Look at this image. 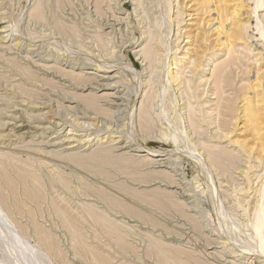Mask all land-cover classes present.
<instances>
[{"label":"rangeland","instance_id":"374dc122","mask_svg":"<svg viewBox=\"0 0 264 264\" xmlns=\"http://www.w3.org/2000/svg\"><path fill=\"white\" fill-rule=\"evenodd\" d=\"M186 1L0 0V264H264V0Z\"/></svg>","mask_w":264,"mask_h":264},{"label":"bare ground","instance_id":"6f19581e","mask_svg":"<svg viewBox=\"0 0 264 264\" xmlns=\"http://www.w3.org/2000/svg\"><path fill=\"white\" fill-rule=\"evenodd\" d=\"M181 1V0H180ZM183 1H186V0H183ZM202 1H207V0H202ZM223 1V0H222ZM225 2H226V0H224ZM257 1V0H256ZM87 2V1H86ZM189 2L191 3V4H189ZM196 2H198V1H196ZM195 1L194 2H192V0H187L186 1V3L183 5V7L185 6L186 8H187V10L189 9V8H192L193 7V9H191L192 11H194V13H190V14H186L187 16L188 15H192L193 17L195 16V15H199L200 14V11H199V8L196 6L197 5V3H196ZM209 2V1H208ZM218 2V1H217ZM262 1L260 0L257 4V6H258V8H260V6L262 7V3H261ZM264 2V1H263ZM199 3V2H198ZM202 3V2H201ZM209 3H211V1L209 2ZM182 4H183V2H182ZM97 5V4H96ZM175 5V4H174ZM178 5H180V4H178ZM209 7H210V5H208ZM195 7V8H194ZM206 7V6H205ZM209 7H206V8H208L209 9ZM223 7H224V9L226 10V7H227V5L225 4V5H223ZM233 7V6H232ZM241 7V6H240ZM244 7V6H243ZM231 8V7H230ZM234 8V7H233ZM253 8V7H252ZM254 8H257V7H254ZM253 8V9H254ZM184 9V8H183ZM235 10V9H234ZM252 12L254 11H257V10H251ZM250 11V12H251ZM258 11H259V9H258ZM219 12V11H218ZM231 12V11H230ZM251 12V13H252ZM184 13V12H183ZM215 13H217V12H215ZM239 12H237V11H233L232 12V14L235 16V15H237ZM251 13H250V15H251ZM180 14V13H179ZM185 14V13H184ZM195 14V15H194ZM207 14H208V12H207ZM218 14V13H217ZM253 14V13H252ZM219 15V14H218ZM253 15H256V14H253ZM200 16V15H199ZM204 16V15H203ZM181 17V16H180ZM192 17V18H193ZM214 17H216V16H214ZM171 18V17H170ZM189 18V17H188ZM196 18V17H195ZM201 18H202V16H201ZM204 18V17H203ZM206 18V17H205ZM176 19V18H175ZM180 19H182V18H180ZM198 19V18H197ZM235 19V18H234ZM192 20V19H191ZM207 20V19H206ZM210 19H208V21H209ZM214 19H212L211 20V22L213 21ZM217 20V19H216ZM219 21V25L216 27V28H214V26H213V24H212V26H213V28L212 27H209V29H206V30H209V31H212V32H209L208 33V36H210V38L212 37V36H214V35H216V36H214L213 37V39H215V40H217V39H219V37H221L220 36V34H222V33H225L226 34V36L224 37V39L226 38L227 39V41H230L231 43L234 41V40H236V38H237V36H236V27H237V23H236V21H234V20H232L229 16L228 17H225V18H223L222 17V15L220 16L219 15V19H218ZM202 21V20H201ZM204 21H205V19H204ZM207 21V22H208ZM190 23V22H189ZM192 23V22H191ZM190 23V25H195V26H197L198 27V25H196L197 23H192L191 24ZM199 23V22H198ZM202 23V22H201ZM179 25V24H178ZM202 25V24H201ZM200 25V26H201ZM205 25V24H204ZM199 26V27H200ZM210 26V25H209ZM200 28H202V27H200ZM204 28H206V27H204ZM210 28H211V30H210ZM228 28H229V30H228ZM195 29H196V27H195ZM198 29V28H197ZM196 29V30H197ZM204 30V29H203ZM190 31V30H189ZM188 31V32H189ZM193 31V30H192ZM191 31V32H192ZM197 32V31H196ZM195 32V34H192V39L193 40H196L197 41V39H199V38H201V37H203V36H201V34L199 35V33H196ZM198 32H200V31H198ZM206 33V32H205ZM191 34V33H190ZM203 34V33H202ZM210 34V35H209ZM263 34V33H262ZM186 35V34H185ZM264 35V34H263ZM262 35V36H263ZM7 36V35H6ZM190 35H188V36H186V37H188V38H191V37H189ZM223 36V35H222ZM207 37V36H206ZM209 38V37H208ZM181 39V38H180ZM205 39V38H204ZM212 39V38H211ZM212 39V40H213ZM221 39V38H220ZM219 39V40H220ZM226 39H225V41H226ZM193 40L191 41L192 43H193ZM199 40H201V39H199ZM208 40V39H207ZM210 40V39H209ZM219 40H217V41H219ZM165 41V40H164ZM190 41V40H189ZM211 41V40H210ZM222 42H223V40H221ZM220 41V42H221ZM225 41L223 42V44L225 43ZM199 42V41H198ZM214 42V41H213ZM173 43V42H172ZM191 43V44H192ZM208 43V42H207ZM230 43V44H231ZM188 44H189V42H188ZM214 44H215V42H214ZM213 44V45H214ZM219 44H221V43H219ZM222 44V45H223ZM229 44V43H228ZM180 45V44H179ZM210 46H212V44L210 45ZM216 46V45H215ZM194 47V46H193ZM193 47H192V49H193ZM150 48V47H149ZM153 48V47H152ZM195 48V47H194ZM228 48V47H227ZM177 49V48H176ZM190 49V48H189ZM200 49V48H199ZM230 49H231V56H229V59H230V62L228 63V65L229 66H231V68L225 73V72H222L221 74H220V72L217 74V75H215L216 77H215V79H217V80H215V81H222L223 79H225V75H232L233 76V74H234V69L232 68V66H233V64H234V60L236 59V56L234 55L235 53H234V46L232 45L231 47H230ZM201 50V49H200ZM194 51H195V49H194ZM189 52H190V50H189ZM188 52V53H189ZM193 52V51H192ZM191 53V52H190ZM153 54H154V52H153ZM194 54V53H193ZM197 54V53H196ZM216 54V53H215ZM213 56V55H212ZM157 57V56H156ZM146 59V58H145ZM154 59V58H153ZM206 61V60H205ZM154 63V62H153ZM203 64V63H202ZM219 65H221V64H219ZM200 67V66H199ZM217 68H218V66H216ZM99 68V67H98ZM195 69V68H194ZM215 70V69H214ZM195 72V71H194ZM214 73V72H213ZM173 78V77H172ZM228 78H229V76H228ZM173 80V79H172ZM171 80V81H172ZM176 81H178L179 79H175ZM174 80V81H175ZM185 80V79H184ZM187 81V80H186ZM207 84V83H206ZM215 87V86H214ZM215 90H216V88H215ZM222 91V90H221ZM216 92H217V90H216ZM220 93V92H219ZM218 93V94H219ZM222 93V92H221ZM215 94V93H214ZM198 95V94H197ZM217 95V94H216ZM200 96V95H199ZM217 97H218V95H217ZM221 97V96H220ZM217 99V98H216ZM219 101V100H218ZM217 104H219V103H217ZM229 104H231V103H229ZM218 108V107H217ZM230 109H231V107H230ZM217 110V109H216ZM226 111V110H225ZM232 111V110H231ZM193 114V113H192ZM143 115V114H142ZM144 116V115H143ZM73 121V120H72ZM74 122H75V120H74ZM74 124V123H73ZM78 124V123H77ZM76 124V125H77ZM75 125V126H76ZM225 125H226V123H225ZM61 127V126H60ZM79 127H81V126H79ZM225 127V126H224ZM88 131V130H87ZM73 132V131H72ZM77 135V134H76ZM88 135V134H87ZM77 139V138H76ZM60 142V141H59ZM156 153V152H155ZM162 159V158H161ZM214 160V159H213ZM216 160V159H215ZM153 161V160H152ZM154 162H155V160H154ZM153 162V163H154ZM217 162V161H216ZM150 163H151V161H150ZM157 163V162H156ZM158 164V163H157ZM159 164H162L161 162L159 163ZM173 181V180H172ZM178 187V186H177ZM158 203V202H157ZM156 203V204H157ZM262 222H263V220H260V221H258V224L256 223V231H257V234H260L261 233V231H262V229H261V225H262ZM262 236H263V238H264V234H262ZM262 247H263V249H264V244L262 245Z\"/></svg>","mask_w":264,"mask_h":264}]
</instances>
